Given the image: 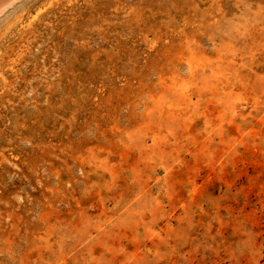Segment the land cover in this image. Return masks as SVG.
Listing matches in <instances>:
<instances>
[{"label":"rangeland","instance_id":"1","mask_svg":"<svg viewBox=\"0 0 264 264\" xmlns=\"http://www.w3.org/2000/svg\"><path fill=\"white\" fill-rule=\"evenodd\" d=\"M0 264H264V0L0 13Z\"/></svg>","mask_w":264,"mask_h":264},{"label":"bare ground","instance_id":"2","mask_svg":"<svg viewBox=\"0 0 264 264\" xmlns=\"http://www.w3.org/2000/svg\"><path fill=\"white\" fill-rule=\"evenodd\" d=\"M16 0H0V13L4 12L9 5L13 4Z\"/></svg>","mask_w":264,"mask_h":264}]
</instances>
